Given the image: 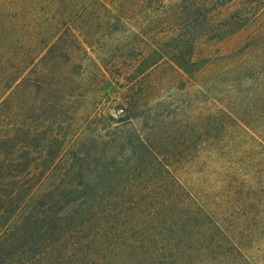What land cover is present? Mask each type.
Returning <instances> with one entry per match:
<instances>
[{"label":"trees","instance_id":"obj_1","mask_svg":"<svg viewBox=\"0 0 264 264\" xmlns=\"http://www.w3.org/2000/svg\"><path fill=\"white\" fill-rule=\"evenodd\" d=\"M37 1V11L27 18L8 19L10 12L0 9V264L200 260L201 251L189 242L199 246L208 225L213 229L209 237L221 236L222 226L209 222L203 205L182 216L175 211L182 204L181 189L169 156L154 143L159 124L133 139L120 134L123 141L116 142L111 136L79 139L75 134L81 131L74 130L72 120L58 122V93L72 91L74 81L45 72H56L61 59L75 64L88 56L87 47L100 43L96 28L107 24L100 14L109 15L108 9L92 0ZM169 2L177 10L163 19L173 24L177 46L189 52L187 58L177 51L170 55L179 66L192 63L195 39L203 29L210 30L214 11L238 8L242 15L250 12V18L264 15V0ZM242 23L232 25L237 29ZM103 62L97 63V71L116 66ZM31 71L37 75H28ZM128 88L132 92L133 85ZM125 96L120 112L132 110L127 108L132 93ZM155 178L156 186H144ZM217 237L215 244L224 246ZM188 249L197 253L184 255Z\"/></svg>","mask_w":264,"mask_h":264},{"label":"rangeland","instance_id":"obj_2","mask_svg":"<svg viewBox=\"0 0 264 264\" xmlns=\"http://www.w3.org/2000/svg\"><path fill=\"white\" fill-rule=\"evenodd\" d=\"M92 1L109 12L100 14V21H107L96 28L100 43L87 47L88 56L75 64L61 59L56 72H45L74 81L72 91L58 93V122L72 120L79 139L111 136L116 142L123 141L120 134L133 139L159 124L154 143L169 156L181 189L182 204L175 211L182 216L203 205L209 222L222 226L221 236L209 237L208 225L199 246L189 242L202 254L190 264H264V15L250 18L238 8L214 11L210 30L195 39L192 63L179 66L170 55L177 51L187 58L189 52L177 46L173 24L163 19L177 10L169 7L172 0ZM38 5L0 0L8 19L27 18ZM40 5L50 9L47 1ZM241 21L235 29L232 23ZM100 61L116 66L97 71ZM131 93L127 108L132 110L120 112ZM158 179L144 186H156ZM216 236L224 246L215 244ZM189 253L197 252L188 249L184 255ZM141 264L151 263L145 258Z\"/></svg>","mask_w":264,"mask_h":264}]
</instances>
